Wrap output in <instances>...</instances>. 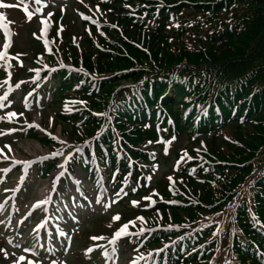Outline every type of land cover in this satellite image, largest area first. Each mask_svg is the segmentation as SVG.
I'll return each mask as SVG.
<instances>
[{
	"label": "trees",
	"instance_id": "1",
	"mask_svg": "<svg viewBox=\"0 0 264 264\" xmlns=\"http://www.w3.org/2000/svg\"><path fill=\"white\" fill-rule=\"evenodd\" d=\"M178 1H182V5L177 2L171 9V3L176 0H169L170 3L158 15L149 10V19L152 20L148 27L147 23H135L133 17L124 19L122 11L112 12V18L122 26L124 35L115 30L111 34L113 41L101 39L109 49L100 53L92 47L84 55L85 64L104 74L127 72L121 77L138 80L139 77L173 72L174 66L187 59L186 67L181 68L180 74L207 70V74L206 71L203 74L207 78L210 76L215 84L213 90L219 95L227 93L223 88H232L239 93L238 90L249 86L248 97L255 91L250 106H254L253 110L259 109L264 104V0ZM145 3L151 5L154 2L142 0L139 5L144 6ZM121 4L123 0L114 2V6ZM177 8L189 9L193 15V20L181 31L169 29L171 25L165 22L166 11ZM190 19V16H185V21ZM132 42L142 44L147 52L135 47ZM103 88H107L109 94L113 91L108 81H104ZM181 90L176 91L174 101H169L168 97L165 101L172 107L185 104V97L179 96ZM148 99L151 100V97ZM221 105L227 107L223 102ZM260 113L262 119L259 116L249 121L252 132L242 131L240 134L245 148L251 151L264 148V109ZM251 156L253 153L249 154V158ZM244 174L231 182L236 184Z\"/></svg>",
	"mask_w": 264,
	"mask_h": 264
},
{
	"label": "rangeland",
	"instance_id": "2",
	"mask_svg": "<svg viewBox=\"0 0 264 264\" xmlns=\"http://www.w3.org/2000/svg\"><path fill=\"white\" fill-rule=\"evenodd\" d=\"M52 0H50V2H51ZM81 5H84V3L83 4H81ZM44 7H43V12L44 13H48V14H50V15H52V13H53V10L55 9V7L56 6H54V5H49V4H47L46 2L44 3V5H43ZM79 8L80 6L79 5H77V4H72V2L70 1L65 7H63V9H62V13H63V23L67 20V24H68V27L69 28H71L70 29V31L71 32H73V33H75L76 35H78V34H84V28L85 27H83V25L81 24V18L78 16V14H76L75 12H74V8ZM81 9H83L82 7H81ZM57 11V10H56ZM55 12V11H54ZM49 15V16H50ZM73 19L74 20V22L73 23H70V19ZM81 19V20H80ZM35 20L37 21V19H36V16H35ZM37 24H39V21H37ZM35 26V23L33 24V27ZM31 30H33V28L31 27L30 28ZM31 30H29V32L31 31ZM28 32V33H29ZM30 42H32V41H30ZM30 42L28 41V40H25L21 45H22V47H23V49H22V51H24L25 53H27L28 55H29V57H28V59L26 60V63H27V65L28 66H32L33 65V62L32 61H30L31 60V58H32V55H33V53H32V50H31V47H30ZM47 57H42V59H40V61H39V65H41V66H45V67H47ZM46 69H48V67L46 68ZM60 107V105H53V106H48V108L46 109V110H44V111H42V114H41V116L38 114V112H35L33 115H35V116H38V117H43L42 119L43 120H45V118L46 117H50V115L52 116V115H54V113H55V111H57V109ZM28 116H26V120H28ZM32 118V117H31ZM31 120V119H30ZM61 128L63 129V127L61 126V125H58V127H57V131L60 133V131H61ZM65 136L63 135V136H61V139H63V140H65ZM184 145H186V140L184 139V140H180V141H178L177 142V144L175 145V149L176 150H179V149H181ZM212 144H211V141L209 140V147L211 146ZM16 151H18L20 154H22V156H24L25 158L29 155V152H33V153H35V150L36 149H39V143H38V141H36L35 139H31V138H24L20 143H18L17 145H16ZM31 150V151H30ZM155 152H156V150H154ZM170 166H169V164L167 163V164H163L162 163V167L159 169L160 170V172H159V175H158V179H160V178H162L163 177V175L164 174H166L167 172H169V168ZM186 188L188 189V190H191L192 189V186H190V185H187L186 186ZM169 217H170V215H169ZM90 226H93V227H96V226H94V225H92V224H90ZM122 250H123V248H122ZM125 261H126V258L124 257V260H123V262H124V264H125ZM84 264H87V263H84ZM89 264H93V263H89Z\"/></svg>",
	"mask_w": 264,
	"mask_h": 264
},
{
	"label": "snow or ice",
	"instance_id": "3",
	"mask_svg": "<svg viewBox=\"0 0 264 264\" xmlns=\"http://www.w3.org/2000/svg\"><path fill=\"white\" fill-rule=\"evenodd\" d=\"M37 2H39V0H37ZM137 202H135V201H133V204L135 205ZM114 219H119V217H114ZM139 219H143L142 217L141 218H139ZM126 228H127V226L125 225V226H123L122 227V230L123 231H126Z\"/></svg>",
	"mask_w": 264,
	"mask_h": 264
}]
</instances>
